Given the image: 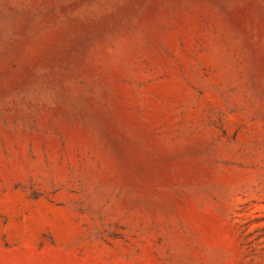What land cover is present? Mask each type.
<instances>
[{"label":"rangeland","instance_id":"obj_1","mask_svg":"<svg viewBox=\"0 0 264 264\" xmlns=\"http://www.w3.org/2000/svg\"><path fill=\"white\" fill-rule=\"evenodd\" d=\"M0 264H264V0H0Z\"/></svg>","mask_w":264,"mask_h":264}]
</instances>
